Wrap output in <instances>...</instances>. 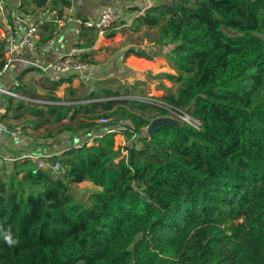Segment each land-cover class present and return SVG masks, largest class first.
I'll return each instance as SVG.
<instances>
[{"label": "trees", "instance_id": "trees-1", "mask_svg": "<svg viewBox=\"0 0 264 264\" xmlns=\"http://www.w3.org/2000/svg\"><path fill=\"white\" fill-rule=\"evenodd\" d=\"M154 2L131 29L120 31L137 45L123 60L152 61L137 49L145 41L171 46L166 58L174 73L149 76L178 85L159 97L161 103L127 98L129 88L118 78L73 86L91 69L59 81H50L49 72L47 83L39 84L46 104L3 94L9 103L0 125L21 130L32 145L53 147L66 136L87 138L115 124L124 129L92 143L84 138L79 147L45 159L43 167L23 158L11 171L0 168V264H264V0ZM72 4L50 0L38 9L31 7L35 0H20L8 24L14 26L17 11L63 17ZM75 16L86 20L79 9ZM77 26L76 45L92 47L97 31ZM58 34L47 19L39 45ZM93 56V49L79 54L90 66ZM40 70L29 65L16 80ZM63 85L64 97H58ZM0 88L42 97L23 84ZM170 112L186 114L198 126L182 122L142 136ZM117 133L138 137L140 145L126 146V154L115 149ZM56 161L58 173L51 167ZM85 182L97 190L76 200L73 186ZM8 234L15 243H7Z\"/></svg>", "mask_w": 264, "mask_h": 264}, {"label": "rangeland", "instance_id": "rangeland-1", "mask_svg": "<svg viewBox=\"0 0 264 264\" xmlns=\"http://www.w3.org/2000/svg\"><path fill=\"white\" fill-rule=\"evenodd\" d=\"M8 1L10 3H8ZM49 1L50 0H47L44 5H47ZM129 1L130 0H99L100 2L99 8L101 10L105 6H109L113 4H116L118 7L125 5L128 6L127 13L130 14V16H134L137 12H132L134 7L129 6L130 3ZM19 3H20L19 0H0V15L3 18V21H6V23H8L9 21L8 14L11 11V7L17 8ZM146 4L147 3L144 0V3H140V7L143 8L145 7ZM32 7H36V4L32 5ZM127 17L129 16H126V18ZM129 25L130 27L128 28L131 29V27H133V21L132 22L129 21ZM5 28L7 27L5 26ZM124 29L125 28H123L122 30ZM107 34L108 32L102 35H98V40L100 42L97 43L96 47L93 50L95 56H93L94 63L91 64L89 68L91 69L89 71L90 74L87 75L86 73H84V75H82V78L75 79L73 82V86L78 87L79 85H81L82 82H84L87 83L89 87H94V83L98 80L106 79V78H118L119 81L125 82V84L129 88V95L127 96V98H136L142 101H148L157 104L161 103L159 101V97H161L164 94V92H166L168 89L170 90L176 89L178 85L174 81H170L167 79H151L149 77L150 75H158L161 72L174 73V71L170 68L168 60L166 58V56L170 53L171 46H167V47L157 46V45L149 44L148 42L145 41L142 45L138 46L137 49L151 55L153 57L152 61H148L143 58H138L136 56H130L126 60L125 59L123 60L122 55L124 54V52L130 47H134V46L137 47V45L129 44L127 38L128 34L123 31H117L116 36L112 38H107L106 36ZM0 37H1V31H0ZM69 50L71 49L62 50L61 53L64 54ZM25 53L30 54L33 57L34 56L36 57V53H32V52H25ZM39 75L40 73L33 72L26 75V77L22 80H16V77L18 75L17 76L14 75L15 77L12 75V77L14 78H11V80H8L6 78L0 79V85H6V86H10L11 88H14L15 85L17 84L19 85L23 84L28 89L35 90L39 95H42V97L39 99L38 98L31 99V98H25L20 94H16L13 95L15 100L18 98H23L32 103H39L38 101L48 102L47 96L45 94V90L39 85L42 82L47 83L46 81L47 77L44 76L43 74L42 76ZM65 87L66 85H63L56 91V95L58 97H64ZM112 87L115 88V85L114 86L112 85ZM3 94L5 93L0 91V113H2V115L5 112V110H3L4 107L7 105V102L9 103V101L4 98ZM170 116L179 119L181 122H187V123L190 122V124L194 126H198V123L195 121H191L189 119V116L186 114L170 112ZM9 122L13 124L17 123V121L15 120H9ZM20 122H23V120H21ZM122 129H124V127H122L121 125L118 124L110 125L109 127H107V130L105 132H100V134L93 133L91 136L84 138H86L92 143V140L97 137L103 138V136H105L106 134L114 133L116 130L122 131ZM142 134H143L142 136H147V129H144ZM84 138H80L78 136H70V137L66 136V138H63L62 140L59 141L58 144L55 143V145L53 146L54 149H56V152H58L59 154L56 155L52 154L49 157L43 155L37 157L39 159L38 161H46L45 159H49L51 157L60 155L62 151L64 152L66 150V147L69 146L68 149H70L71 147L76 146L77 142L86 141V139ZM137 139L138 137L129 140L123 133H117L112 141L115 149H123L124 153L126 154L127 152L126 150H124V148L126 146L132 145L133 142L138 143ZM137 145L139 146L140 144L138 143ZM34 159L36 158L34 157ZM4 166H5L4 162L1 160L0 168ZM96 190L97 188L94 187L89 182L75 184L73 186V194L76 197V200H80V201L84 200L89 193Z\"/></svg>", "mask_w": 264, "mask_h": 264}, {"label": "built area", "instance_id": "built-area-1", "mask_svg": "<svg viewBox=\"0 0 264 264\" xmlns=\"http://www.w3.org/2000/svg\"><path fill=\"white\" fill-rule=\"evenodd\" d=\"M74 0H72L73 2ZM154 0H146L148 7L152 6ZM70 13L72 12V7L68 8ZM145 9L141 11H137L134 16H130L127 13V9H123L117 5H109L105 6L102 11L100 12L99 17L96 20H81V19H74V21L78 25H83L88 28L94 29L97 31V40L98 35H102L104 33L110 32L112 30L120 31L123 28L130 27L129 21H134L135 17H139L143 15ZM51 17L47 19H51L57 26V30L65 25V17H60L57 11H53L50 13ZM126 16H129L126 18ZM47 19H42L36 21L29 25L26 30L21 32H13L8 36H3L2 39L4 41V64L0 66V79L4 78L8 75L11 69L15 66L18 62L17 56L19 53L24 52H32L36 53L39 49V40L42 28L45 24ZM77 34L80 33V29L77 28ZM96 40V43H97ZM95 43V44H96ZM94 44V46H95ZM93 49L91 48H84V47H75L74 50L65 56L59 57L53 63H50L46 66H41L40 64H33V66H38L43 73L48 74L49 72H53V76L49 77L51 81H59L64 76L69 75H79L81 76L84 71L89 70L90 65L82 62L80 60L79 54L85 52L87 50ZM0 91L3 93L10 94L11 96L16 95L8 90L0 88ZM39 103L46 104V101H38ZM189 119L193 121L190 117ZM101 123L105 124L108 120H101ZM190 123V122H188ZM6 137H9L13 141L18 143L24 142V136L19 129L8 130L3 125H0V146L1 142L5 140ZM75 147H78L76 145ZM39 159L36 157L34 162H37L40 167L46 166L47 163L45 161H38ZM52 169L58 173L61 170V164L56 161L54 164L51 165Z\"/></svg>", "mask_w": 264, "mask_h": 264}, {"label": "crops", "instance_id": "crops-1", "mask_svg": "<svg viewBox=\"0 0 264 264\" xmlns=\"http://www.w3.org/2000/svg\"><path fill=\"white\" fill-rule=\"evenodd\" d=\"M129 2H130L129 6L138 7L135 11H132V12H137L139 11L138 9L141 8L139 7L140 3H144V0H130ZM113 5H116V4H113ZM71 7H72L71 13L68 9L65 10L64 17L67 18V21L65 22V25H63L60 28L57 38L50 43L42 44L41 46L39 45V49L36 52V57L35 56L33 57L30 54H26L25 52L19 53L17 56L18 62L11 69L10 73L4 78L11 80V78L15 77L14 75L16 76L19 75L22 69L26 68L29 65L33 66V64L35 63L36 64L38 63L41 66L49 65L50 63H53L55 60H57L59 57L65 56L64 54L66 55L70 54L74 50L75 47H78L76 45L78 41V37H77L78 34L76 32L78 26H77V23L74 21L75 18L77 19V17L75 16V11L79 9L82 12V16H84L86 20H91V19L95 20L99 17L102 9L100 10L99 8L100 7L99 0H74ZM123 7H126V9H128V6L124 5L121 8ZM49 17H51V15L49 13H46L45 11L38 12L34 15H26L24 13L17 11V13L13 16L14 26L11 27L8 23H6V21H3V18L0 15V23L3 26V28L0 29L1 37L8 36L12 34L13 32L24 31L26 30V28L29 27L30 24L36 21L42 20V19H47ZM5 26L7 28H5ZM7 32L9 33L7 34ZM1 37H0V40H2ZM99 42L100 41L97 40V43ZM97 43L95 44V46L94 45L92 46L93 50L96 47ZM81 47H84V46H81ZM67 49H71L69 50L70 52L67 51L64 54L61 53L62 50H67ZM33 67H38V66L34 65ZM35 72H38V71H35ZM30 73H33V72H30ZM38 73H40L39 76H42V74L46 77L48 76V74L43 73L42 70H40V72ZM12 75L14 77H12ZM0 87H2V85H0ZM7 88H9V86H7ZM0 114L2 115V113ZM58 143L59 142H57L56 144ZM37 144L39 143L37 142L36 144L32 145L29 140L27 141L24 140L23 143H18L16 141H13L9 137H6L5 140L1 142L0 161L2 160L6 168L9 171H11L12 165L15 163L16 159L30 158L34 160V157L36 158V157H40L43 155L49 157L52 154L56 155L58 153L56 152V149H54V147L53 148L46 147V146L43 147V145L37 146Z\"/></svg>", "mask_w": 264, "mask_h": 264}, {"label": "water", "instance_id": "water-1", "mask_svg": "<svg viewBox=\"0 0 264 264\" xmlns=\"http://www.w3.org/2000/svg\"><path fill=\"white\" fill-rule=\"evenodd\" d=\"M47 0H35L36 7L42 9ZM182 122L172 116H162L154 119L149 127L147 128V134L152 135V133L160 128L164 127H175L180 125Z\"/></svg>", "mask_w": 264, "mask_h": 264}, {"label": "clouds", "instance_id": "clouds-1", "mask_svg": "<svg viewBox=\"0 0 264 264\" xmlns=\"http://www.w3.org/2000/svg\"><path fill=\"white\" fill-rule=\"evenodd\" d=\"M5 240L7 241V243H9L10 245L15 243V241L13 240L12 236L10 234L5 236Z\"/></svg>", "mask_w": 264, "mask_h": 264}]
</instances>
